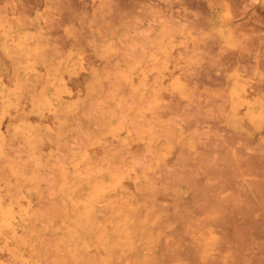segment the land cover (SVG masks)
Masks as SVG:
<instances>
[{"label":"rangeland","instance_id":"374dc122","mask_svg":"<svg viewBox=\"0 0 264 264\" xmlns=\"http://www.w3.org/2000/svg\"><path fill=\"white\" fill-rule=\"evenodd\" d=\"M0 264H264V0H0Z\"/></svg>","mask_w":264,"mask_h":264}]
</instances>
